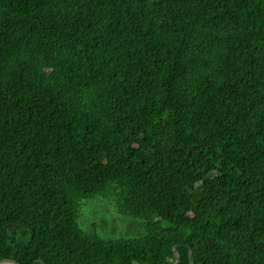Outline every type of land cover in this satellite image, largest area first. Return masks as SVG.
I'll list each match as a JSON object with an SVG mask.
<instances>
[{
  "label": "trees",
  "instance_id": "16d2710c",
  "mask_svg": "<svg viewBox=\"0 0 264 264\" xmlns=\"http://www.w3.org/2000/svg\"><path fill=\"white\" fill-rule=\"evenodd\" d=\"M2 259L264 264V0H0Z\"/></svg>",
  "mask_w": 264,
  "mask_h": 264
},
{
  "label": "rangeland",
  "instance_id": "374dc122",
  "mask_svg": "<svg viewBox=\"0 0 264 264\" xmlns=\"http://www.w3.org/2000/svg\"><path fill=\"white\" fill-rule=\"evenodd\" d=\"M141 218L120 215L113 199L95 198L83 201L80 226L103 238H133L145 234Z\"/></svg>",
  "mask_w": 264,
  "mask_h": 264
},
{
  "label": "water",
  "instance_id": "95a60500",
  "mask_svg": "<svg viewBox=\"0 0 264 264\" xmlns=\"http://www.w3.org/2000/svg\"><path fill=\"white\" fill-rule=\"evenodd\" d=\"M11 225L19 227L18 225H15V224H11ZM176 255H177L176 263H178V261L180 259V255H179L178 252H176ZM0 264H18V263L15 260H12V259H2V260H0Z\"/></svg>",
  "mask_w": 264,
  "mask_h": 264
}]
</instances>
